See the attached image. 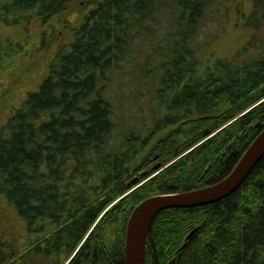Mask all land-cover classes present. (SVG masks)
Returning a JSON list of instances; mask_svg holds the SVG:
<instances>
[{"label":"trees","instance_id":"1","mask_svg":"<svg viewBox=\"0 0 264 264\" xmlns=\"http://www.w3.org/2000/svg\"><path fill=\"white\" fill-rule=\"evenodd\" d=\"M78 2L3 0L0 23L47 25ZM215 2L89 0L71 44L0 127V196L24 228L20 240L0 233V264H125L140 203L173 181L182 192L228 175L264 129V41L201 73L194 40ZM250 3L245 25L258 29L264 0ZM123 70L152 114L137 125L123 123L121 94L107 93ZM156 156L167 168L152 176ZM147 264H264V158L224 200L162 212Z\"/></svg>","mask_w":264,"mask_h":264},{"label":"rangeland","instance_id":"2","mask_svg":"<svg viewBox=\"0 0 264 264\" xmlns=\"http://www.w3.org/2000/svg\"><path fill=\"white\" fill-rule=\"evenodd\" d=\"M88 4L89 0H79L47 25L36 23L28 27L15 28L0 23V127L5 124L10 109L21 104L27 93L37 90L45 80L48 65L57 53L71 44L73 28L81 23ZM251 10L250 0H216L209 8L203 26L194 40L199 50L201 73L218 59L243 56L246 50L249 56L258 52L253 48L259 47L261 41H264V24L258 29L246 27L245 12L250 13ZM65 21H70V24ZM130 72L123 70L109 76L110 80L106 86L111 98L117 99L119 93L121 94L123 123L131 122L137 125V120L147 121L152 118V114L150 115L145 104L148 99L141 101L144 96L142 85H137L138 89H135L132 84L134 76ZM152 74L146 78L154 80L155 83L152 85L153 82H150L148 88L150 91H156L159 80L156 81ZM148 123L150 124L149 121ZM215 134L210 132L208 139ZM150 149L151 147L145 151L138 164ZM158 160L159 158L154 160L153 166L161 163ZM162 168L165 170L167 166ZM155 175L154 173L152 176ZM149 178L151 177L147 176L145 180ZM23 231L21 222L0 196V233H4L8 240L15 241L23 238Z\"/></svg>","mask_w":264,"mask_h":264},{"label":"water","instance_id":"3","mask_svg":"<svg viewBox=\"0 0 264 264\" xmlns=\"http://www.w3.org/2000/svg\"><path fill=\"white\" fill-rule=\"evenodd\" d=\"M209 135L210 131L206 130L204 136L208 137ZM263 158L264 129L247 147L228 175L219 182L203 188L179 192L174 191L177 188V182L173 181L168 184L173 192L158 194L140 203L132 212L127 226L125 264H147L149 235L155 220L162 212L170 209L204 207L224 200L243 185ZM152 169L156 175L163 171L160 163ZM148 174V171L144 172L141 177L145 178ZM138 180L139 178H136L129 186L135 185Z\"/></svg>","mask_w":264,"mask_h":264},{"label":"bare ground","instance_id":"4","mask_svg":"<svg viewBox=\"0 0 264 264\" xmlns=\"http://www.w3.org/2000/svg\"><path fill=\"white\" fill-rule=\"evenodd\" d=\"M206 130L210 131L209 129H206ZM206 130H205V131H206ZM205 131H204V132H205ZM208 137H209V136H208ZM208 137H206V138L208 139ZM156 157H157V159L159 158L158 156H156ZM156 157H155V158H156ZM157 159H155V160H157ZM160 164H161V163H160ZM161 165H162V164H161ZM153 167H154V166H153ZM153 167H152V168H153ZM162 169H163V168H162ZM152 170H153V169H152ZM163 170H164V169H163ZM139 186H140V185H139ZM137 187H138V186H137ZM137 187H136V188H137ZM136 188H135V189H136ZM135 189L133 188L132 191H134ZM132 191H131V192H132Z\"/></svg>","mask_w":264,"mask_h":264}]
</instances>
